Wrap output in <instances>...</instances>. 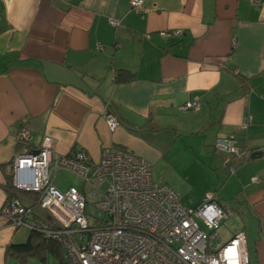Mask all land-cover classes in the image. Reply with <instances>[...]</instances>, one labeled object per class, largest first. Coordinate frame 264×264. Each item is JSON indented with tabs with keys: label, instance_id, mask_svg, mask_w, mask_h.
I'll return each mask as SVG.
<instances>
[{
	"label": "crops",
	"instance_id": "obj_1",
	"mask_svg": "<svg viewBox=\"0 0 264 264\" xmlns=\"http://www.w3.org/2000/svg\"><path fill=\"white\" fill-rule=\"evenodd\" d=\"M195 97L199 110L179 108ZM107 109L120 120L113 131ZM23 119L26 142L16 140ZM230 133L247 157L214 148ZM46 135L55 156L83 149L90 162L119 145L151 176L166 158H203L218 189L208 183L193 206L213 193L235 223L221 237L243 232L249 264H264V0H145L143 11L129 0H0V264H19L14 246L31 234L1 209L18 200L28 218H46L11 170L13 155L36 151Z\"/></svg>",
	"mask_w": 264,
	"mask_h": 264
},
{
	"label": "built area",
	"instance_id": "obj_2",
	"mask_svg": "<svg viewBox=\"0 0 264 264\" xmlns=\"http://www.w3.org/2000/svg\"><path fill=\"white\" fill-rule=\"evenodd\" d=\"M129 5L145 10V0H129ZM109 23L120 25L115 18H109ZM179 108L197 111L200 103L190 98ZM105 120L112 131L120 125L117 114L109 109ZM245 127L246 122L241 129ZM28 138L29 125L23 119L16 140ZM52 144L46 135L36 151L14 154L11 164L14 186L36 192L37 206L46 218H28L31 209L18 200L6 204L1 214L13 226L57 241L67 264H249L243 232L226 240L221 237L226 213L213 193H207L198 205L187 206L170 186L152 179L145 159L124 147L105 146L98 160L90 162L83 149L55 156ZM213 146L237 157L249 154L241 152L234 133L217 137ZM60 169L79 176L87 191L74 186L58 189L53 181Z\"/></svg>",
	"mask_w": 264,
	"mask_h": 264
},
{
	"label": "rangeland",
	"instance_id": "obj_3",
	"mask_svg": "<svg viewBox=\"0 0 264 264\" xmlns=\"http://www.w3.org/2000/svg\"><path fill=\"white\" fill-rule=\"evenodd\" d=\"M203 165L210 167L203 158H166L155 166L152 179L158 182L159 178L157 179V177H155V173L157 176L161 177H165L167 173L168 177L178 179V186L174 188V191L179 195L184 205L193 206L195 205L194 202L197 194L201 189L205 188L208 183H211V189L208 192L218 189V184H216V182L215 184L210 182L212 181L210 180L212 172L208 169L209 172ZM54 183L57 184L61 190H65L70 185H75L78 188L81 187V191H87V187L82 179L75 173L65 169H60L56 173ZM234 226L235 223L226 217L221 222L220 229H222L224 234L228 237L232 235L230 229ZM16 260L19 264H59V258L52 252H43L39 255H26L25 258H17ZM62 264H67L65 259H63Z\"/></svg>",
	"mask_w": 264,
	"mask_h": 264
},
{
	"label": "trees",
	"instance_id": "obj_4",
	"mask_svg": "<svg viewBox=\"0 0 264 264\" xmlns=\"http://www.w3.org/2000/svg\"><path fill=\"white\" fill-rule=\"evenodd\" d=\"M14 251L18 255V258H25L26 255H39L43 252H52L59 258V264L63 263V251L60 244L46 237L40 232L31 230V234L26 242L15 245Z\"/></svg>",
	"mask_w": 264,
	"mask_h": 264
},
{
	"label": "water",
	"instance_id": "obj_5",
	"mask_svg": "<svg viewBox=\"0 0 264 264\" xmlns=\"http://www.w3.org/2000/svg\"><path fill=\"white\" fill-rule=\"evenodd\" d=\"M260 152L259 151H254L250 154V157H255L256 155H258Z\"/></svg>",
	"mask_w": 264,
	"mask_h": 264
}]
</instances>
